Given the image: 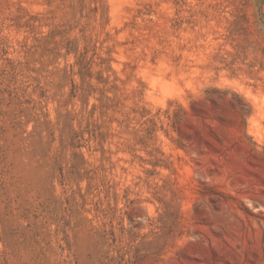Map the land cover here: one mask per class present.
Returning <instances> with one entry per match:
<instances>
[{
    "label": "rangeland",
    "instance_id": "374dc122",
    "mask_svg": "<svg viewBox=\"0 0 264 264\" xmlns=\"http://www.w3.org/2000/svg\"><path fill=\"white\" fill-rule=\"evenodd\" d=\"M0 264H264V0H0Z\"/></svg>",
    "mask_w": 264,
    "mask_h": 264
}]
</instances>
